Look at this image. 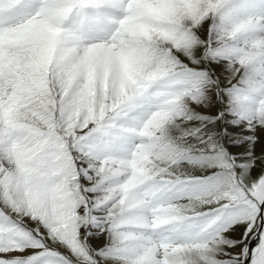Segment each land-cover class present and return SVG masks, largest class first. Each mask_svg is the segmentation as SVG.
Instances as JSON below:
<instances>
[{"label":"snow or ice","instance_id":"6c2138e0","mask_svg":"<svg viewBox=\"0 0 264 264\" xmlns=\"http://www.w3.org/2000/svg\"><path fill=\"white\" fill-rule=\"evenodd\" d=\"M41 38L62 123L0 116V264H264V0H0V94Z\"/></svg>","mask_w":264,"mask_h":264},{"label":"clouds","instance_id":"9594fccd","mask_svg":"<svg viewBox=\"0 0 264 264\" xmlns=\"http://www.w3.org/2000/svg\"><path fill=\"white\" fill-rule=\"evenodd\" d=\"M186 23L188 22L186 21ZM58 35L60 36L58 61L71 67L78 60L77 54L83 47L82 42L84 40L91 42L101 34L81 33L80 17L77 16V9L73 7L64 18ZM45 43V39L41 38L29 51L28 56L34 62L27 65L22 83L16 87H8L5 82L4 91L0 94V116L6 123L18 120L31 128H42L49 125L59 127L62 123L55 116L57 104L55 90L49 88L52 83L50 75L56 64L49 67L48 59L44 53ZM161 46L167 48L169 45L162 43ZM121 65L124 68L127 81L132 85L138 82L139 77L151 73L155 67V64L138 63L123 55L121 56ZM175 171L194 173L197 169L192 165H183L177 166ZM194 206L199 207L200 205L198 202H194Z\"/></svg>","mask_w":264,"mask_h":264},{"label":"rangeland","instance_id":"374dc122","mask_svg":"<svg viewBox=\"0 0 264 264\" xmlns=\"http://www.w3.org/2000/svg\"><path fill=\"white\" fill-rule=\"evenodd\" d=\"M29 2L32 3V0H29ZM34 2H35V0H34ZM256 243H257V241L252 245L253 248L255 247Z\"/></svg>","mask_w":264,"mask_h":264},{"label":"bare ground","instance_id":"6f19581e","mask_svg":"<svg viewBox=\"0 0 264 264\" xmlns=\"http://www.w3.org/2000/svg\"><path fill=\"white\" fill-rule=\"evenodd\" d=\"M236 147H238V146H236ZM97 240H99L100 238H96ZM255 240H253V241H250L251 243H253Z\"/></svg>","mask_w":264,"mask_h":264},{"label":"water","instance_id":"95a60500","mask_svg":"<svg viewBox=\"0 0 264 264\" xmlns=\"http://www.w3.org/2000/svg\"><path fill=\"white\" fill-rule=\"evenodd\" d=\"M253 244H254V242L253 243L250 242V247H252Z\"/></svg>","mask_w":264,"mask_h":264}]
</instances>
